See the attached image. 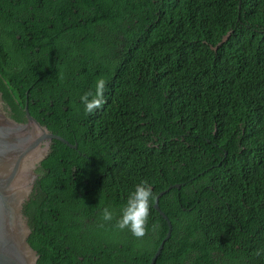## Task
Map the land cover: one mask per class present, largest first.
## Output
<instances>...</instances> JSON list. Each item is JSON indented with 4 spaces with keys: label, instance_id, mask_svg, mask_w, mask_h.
<instances>
[{
    "label": "trees",
    "instance_id": "trees-1",
    "mask_svg": "<svg viewBox=\"0 0 264 264\" xmlns=\"http://www.w3.org/2000/svg\"><path fill=\"white\" fill-rule=\"evenodd\" d=\"M0 93L78 144L37 170V264H151L155 202L143 239L114 227L142 181L181 186L159 200L156 264H264V0H0Z\"/></svg>",
    "mask_w": 264,
    "mask_h": 264
},
{
    "label": "water",
    "instance_id": "water-1",
    "mask_svg": "<svg viewBox=\"0 0 264 264\" xmlns=\"http://www.w3.org/2000/svg\"><path fill=\"white\" fill-rule=\"evenodd\" d=\"M231 34L232 33H229L224 36L222 42L218 45V47L225 43L230 38ZM213 49L217 50L216 47ZM3 104V97L0 93V109ZM25 114L27 119L25 125L18 124L16 121L8 120L12 125L15 126L18 132L14 133L13 135H17L18 137H12L9 134L10 130L7 128H0V168H2L3 166V144L6 143L7 145H11V148L21 146L26 147L21 153L20 158H18L16 167L13 171V175L9 179L7 186L11 184L14 176L18 173L19 170H23L28 166L27 162L22 161L29 153H34L35 156L33 158H30L29 160L31 167H33V169H37L41 166V163L48 157L53 141L62 142L71 149H78L77 143L75 145H72L64 138L51 133L46 127L42 126L35 118L30 115L28 105L25 108ZM23 126H26V130L32 129L33 133L29 136L24 137ZM41 145H45L46 147L44 149H39ZM12 186L13 184L11 185V187ZM11 187L9 188V191L11 190ZM173 188H177L180 190L181 186H171L166 191L161 192L157 196L154 204V208L157 210V212H159L160 215L167 221L169 232L159 246L154 257L152 258L151 264H156L158 257L164 249L165 243L171 237L172 224L166 214L161 211L159 207V200L163 195L170 192ZM27 195L28 192H25L19 199L13 200V197L8 199L7 196L3 194V190L0 189V264H37L39 258L38 254L28 243V239L31 233H29L28 235L25 234V227L22 226L20 220L23 200ZM29 201L30 199L27 202Z\"/></svg>",
    "mask_w": 264,
    "mask_h": 264
},
{
    "label": "clouds",
    "instance_id": "clouds-1",
    "mask_svg": "<svg viewBox=\"0 0 264 264\" xmlns=\"http://www.w3.org/2000/svg\"><path fill=\"white\" fill-rule=\"evenodd\" d=\"M107 80L99 77L95 81L94 91L89 90L80 97L85 114H93L105 104L104 91ZM155 194L147 181H142L135 186V190L129 195L126 206L122 209L120 218L114 227L118 230H128L136 239H143L148 232V222L152 204L155 202ZM114 213L105 207L101 214V220L105 223L113 221ZM156 225H153L155 230ZM257 256L261 254L258 250Z\"/></svg>",
    "mask_w": 264,
    "mask_h": 264
},
{
    "label": "flooded vegetation",
    "instance_id": "flooded-vegetation-1",
    "mask_svg": "<svg viewBox=\"0 0 264 264\" xmlns=\"http://www.w3.org/2000/svg\"><path fill=\"white\" fill-rule=\"evenodd\" d=\"M0 115H1V117H0V119H1L0 120V128L1 127L7 128L10 130L9 134L12 137H18L17 135H13L14 133H18V132H17L15 126L12 125L11 122L8 121V120H12V121H14V120L11 118L10 109L6 108L5 104H3L1 106ZM25 123H18V124H24L25 125ZM23 131H24V133H23L24 137L29 136L33 133L32 129L26 130V126H23ZM11 147H12L11 145H7L6 143L3 144V147H2L3 166H2V168H0V181H1L0 189L3 190V194L5 196H7L8 199L13 197V200L21 198V196L25 192H28V195L25 196L24 200H23V206H22L21 218H20L22 226L25 227V231H26L25 234L28 235L29 233H31V227H30V223H29L30 222L29 218L25 215L24 211H25L26 204L30 202V201L29 202H27V201L29 199L31 200V196L33 195V193L35 191V186H36V183L39 179V176H41V174H39L37 172V170L40 167H38L37 169H33V167H31L29 159L33 158L35 155L33 152L29 153L22 161V162H27L28 166L23 170H19L18 173L14 176L11 184L9 186H7L9 179L13 175V171L16 167L18 158H20L21 153L26 148L25 146L13 147V148H11ZM45 147H46L45 145H41L39 147V149H44ZM34 176H35V178H34ZM12 184H13V186L11 187ZM10 187H11V190L9 191Z\"/></svg>",
    "mask_w": 264,
    "mask_h": 264
}]
</instances>
